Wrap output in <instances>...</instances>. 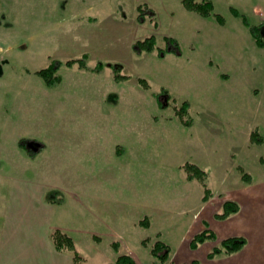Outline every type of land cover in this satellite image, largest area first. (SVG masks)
<instances>
[{
	"label": "rangeland",
	"instance_id": "rangeland-1",
	"mask_svg": "<svg viewBox=\"0 0 264 264\" xmlns=\"http://www.w3.org/2000/svg\"><path fill=\"white\" fill-rule=\"evenodd\" d=\"M212 1L214 13L203 16L187 9L183 0H0L1 124H4L1 118L3 110L14 108L23 101L26 87L32 84V77H40L37 74L39 69L46 67L52 60L65 62L68 59L81 58L87 50H90L86 54L90 69H78L63 64L60 69L62 72H59L78 86H75L74 95H81L79 82L92 79L91 67L99 62H106L120 65L122 72L130 75L128 79L116 84L111 92L120 94L124 91L126 96L131 94L129 98L132 101L135 97L136 103L140 102V109L136 106L140 110L136 116L114 113L111 116L88 117L94 124H104V129L93 131L94 162L83 159L79 163L81 161L78 160L76 150L79 149V152L85 142L74 138L79 132H71V137L67 138L70 147L67 158L70 160L74 151L75 159L66 161L71 163H64L72 169L70 173L65 172L70 175L63 176L67 181L72 178L71 175H75L76 169L83 177L92 172L98 180L95 189L99 191L111 189L108 183L112 181L122 185L120 190L128 198L131 191L134 197L142 199L141 202L149 200L147 204L154 202L178 212L196 204L204 189L198 180H188L180 165L187 160L193 161L209 173V185L214 193L207 203L210 205L206 210L208 212L204 214L205 218H199L187 227L189 237H186L189 239L185 237L182 244H170L173 251L166 264L191 263L194 259H199L201 264H239L244 263L248 256L251 257V249H246L239 256L233 253L212 259L207 257L208 252L219 244L221 236L230 233L231 230H224L226 226L218 232L216 240H207L197 249L190 247L193 234L204 230L207 225L217 232V221L221 219L217 220L215 214L219 211V205L227 199H245L249 209L259 205L260 209L255 207L258 212L253 223L247 226L248 229L244 228L252 230L256 236L264 228V142L253 143L249 137H245L250 129L257 127L264 140V48L247 38L242 27L253 36L250 26L244 23L242 17L233 14L231 7L245 15L250 25L257 24L256 17L261 15L259 11H264V8L253 10V4L260 3V0ZM143 2L155 10L158 27L149 15L144 22L138 20L137 7ZM215 13L225 17L224 24L219 22ZM79 16L84 20L78 19ZM88 16H95L97 20L92 22L85 19ZM151 34L156 35L157 45L165 54L160 53L159 48L143 53L133 50L136 40ZM166 35L180 41L181 52L172 50L164 40ZM217 45H222L228 52L229 57L223 61L226 67L219 65L222 60L217 57L220 54L217 53ZM112 50H121L119 60L122 62L96 57ZM140 76L147 78L150 87L145 88L138 81ZM98 77L99 86L103 81H115L112 68L109 69V74L106 69ZM162 87L168 91V97L161 96L164 106L159 105L155 95ZM185 99L191 102V114L195 119L192 127L185 126L175 111V105L179 106ZM84 120L82 115L67 118L54 115L48 110L44 120L45 128L39 127L38 136L51 144L55 126L61 123L77 126L84 124ZM131 121L138 126L140 132L139 129H136L137 132L131 130ZM130 133L131 136L140 133V138L143 141L146 139L148 146L128 148L129 162L132 163L126 169L128 163L124 162L125 158L116 154V144L126 143ZM1 140H5L3 134ZM130 149L135 151V156L133 152H129ZM4 151L7 149L4 148ZM237 165L245 168L250 176L249 181L244 180L242 173L236 169ZM15 166L6 158L0 160L2 200L7 198L9 177ZM103 168L114 175L115 179L102 181L100 169ZM36 174L31 172L29 176L31 186H34ZM29 189L32 190L30 187ZM52 191H57V195L52 197L58 202L49 200L50 202H65V194L61 189L54 188ZM138 199L133 200L139 201ZM245 214L246 210L240 209L231 216L234 215L232 218L239 221ZM93 223L92 226L84 221L78 224L79 228L91 226L92 229L103 230L98 219L94 218ZM237 224L240 225V222ZM138 227L137 225V229ZM5 229L6 227H0V251L5 248L7 237L2 235ZM57 229L59 228H54L51 232L50 241L54 245L50 244L53 251L50 249L51 251L46 252V256H50L46 264H66V255L74 254L71 250L57 248L53 238V232ZM137 229H127L126 235L133 240L130 247L127 246L129 243L112 235L95 233L93 242L83 245L77 237L75 245H79L80 250L77 246L76 248L83 257L82 264L112 262L115 254L121 253L123 248H130L131 252L137 254L138 260L132 256L138 264H155L153 256L148 260L140 252L144 248L136 242V238L144 233ZM237 229L241 231L240 228ZM174 231L177 229L174 228ZM169 235L176 237L173 232H169ZM123 238L127 237L124 235ZM14 254L9 253L7 256L4 253L3 256L0 253V264H29L28 253H21V259L13 258ZM231 255L234 259L230 260ZM254 261L253 264H257L258 261ZM246 262L249 264V261Z\"/></svg>",
	"mask_w": 264,
	"mask_h": 264
},
{
	"label": "crops",
	"instance_id": "crops-1",
	"mask_svg": "<svg viewBox=\"0 0 264 264\" xmlns=\"http://www.w3.org/2000/svg\"><path fill=\"white\" fill-rule=\"evenodd\" d=\"M252 7L253 10L264 8V0H260V3H254ZM259 12L261 15L256 17V23L262 24L264 23V11ZM78 19L84 20V18L80 16ZM85 19L92 22L97 20L95 16H88L85 17ZM242 30L248 39L251 41L254 40L256 45H258L255 37L251 35L249 30L247 31L244 27H242ZM98 47L100 49V46ZM89 51L90 50L83 52L82 55H88ZM120 52L121 50H112L110 53L108 51L107 54L102 53L96 57L122 62V60H119L121 58ZM218 52H220V54ZM217 53L218 59L220 61L222 60V62H219V65L226 67L223 61L229 57L228 52L224 50L222 45H217ZM105 64L106 65L99 72H92V79L86 82H79V85H81V95H74V89H76L75 86L77 85H75L73 81L67 80L62 74L61 81L54 86H47L46 83L42 81L41 76L37 78L32 77V84H28L26 87L25 96L22 98L23 101L16 104L14 108L10 107L3 110L1 118L4 124L0 123V160L1 158H6L9 163L16 165L13 168V173L9 177L7 198L4 200L0 198V218L2 217V220H0V227H6L5 231H2V235L7 237L5 242L6 245L4 244L5 248H2V251H0L3 256H5L4 253L7 256H9V253H15V257L13 255V258L21 259L19 255L25 252L28 253L27 258L30 259L28 262L29 264H46V260L50 257L46 256V252L47 250H52L50 244L53 243H51L50 240L51 232L54 228H59L62 231L64 230V232L73 237L75 243L78 237L81 245H83V243H92L94 234L99 233L123 239L124 242H127V244L129 243L127 246L130 247L132 238L126 235L128 233L127 229H137L138 225L139 227L137 230L144 234L137 236L136 242H139L144 248V251L140 250V252L145 259L147 258L149 260V258H152V254L150 247H146L142 244L143 239L150 237L152 239L151 243L161 239L169 244L173 242L182 244L185 242L186 238L189 237L187 227L199 218H205L203 216L208 212H206V210L210 205H207L208 200H203L205 193L204 189L196 204L189 205L178 212H174L170 207L159 206L154 202L147 204L149 200L143 201V203L141 202L142 199L134 197L131 191L128 194L130 198H128L124 195L123 191L120 190L122 185H117L112 181L108 183L111 189L104 188L105 190L99 191L95 189V184L98 183V180L94 177V173L92 172L86 175V177H83L78 169H76V173L74 172L75 175H71L72 178L69 181H67V178L63 177L64 174L70 175L65 173L66 171L69 173L72 171L71 167L65 166L64 163H71L66 161L73 160V158L75 159L73 156L74 151L71 153V159L68 160L67 158L70 150L67 138L71 137V132H74V134L79 132L80 134L77 137L74 136V138L81 140L82 143L85 142V145L81 147L79 152V149L76 150L78 160L81 161L85 159V161L92 160L94 162L95 143L93 142V131L96 129H104V124H94L93 120L88 119V117L111 116L114 113H123V116H136L137 113L140 112V110H138L140 109V102L137 104L135 97L132 101V98H129L131 94L126 96L124 91H121L120 94L111 92V90L116 87V84H119L121 81L114 79L115 81H113V83L110 81H106L105 83V81H103V83L100 84L101 86L98 85L100 81L98 74L104 72V70L107 69L109 74V69L112 68L114 75L113 63L107 64L105 62ZM72 66L78 69H86L80 67L78 63L69 67ZM62 67L63 65L61 68ZM59 72L61 73L62 70H59ZM82 85L85 86L83 87ZM262 92L263 90H261L260 93ZM127 98H129L128 104H126ZM127 105L128 107L130 106L128 111ZM136 106H138V109ZM48 110L54 115L67 118L69 116L82 115L85 117L84 124L72 126L67 123H61V125L55 126L53 129V141L50 144L46 139H42L38 136L39 127L45 128L44 120L46 111ZM130 124H132V121L129 123V127H131L132 131L137 132L136 129H139L138 126L134 123L132 125ZM254 129L258 128H252L248 132L249 134H245V137H249L252 142V133ZM2 134L5 140H1ZM140 136V133L136 136H131L130 133L129 139L125 140L127 141L126 143L116 144V154L119 155L118 157L120 158H125L124 162L128 163L126 169H128L132 163V161L129 162L128 148H136L139 145L148 144V141L146 139L143 141L144 139H141ZM229 137H231V135H229ZM263 142L264 140L261 143ZM4 148L7 149L6 152ZM129 152L131 154L134 153V156L136 154L133 149H130ZM130 157L132 158V155ZM133 159L135 160V157ZM79 163H82V161ZM179 163L180 161L176 164L178 165ZM239 167H242L245 171L243 166L237 165L236 169L239 172L242 173ZM36 168H38V171ZM100 170H102L100 173L102 181L115 179V176L111 175V173H107L104 168ZM31 172L37 173L36 180L33 183L34 186L30 185L31 179L29 176ZM200 183L202 184V182ZM29 187L32 188V190H30ZM54 188L61 189L64 192L65 202L62 204L50 202L47 198V193ZM132 198L138 199L139 201L133 200ZM235 200L240 203L241 211L244 209L246 210V214L239 221L238 219L232 218L234 215L228 219L217 221V232L215 230L217 237L218 232L222 231L224 226H226L224 230L229 229V231H231L230 233L222 235V239L234 235L245 236L248 240L247 244L234 255L239 256V254L246 249H251V257L248 256L245 260L249 261V264H253L252 261L254 260L258 261L257 264H264V228H262L257 236L252 230L249 231L244 228L253 223L255 215L258 212L255 210V207L260 209L259 205H255L253 209L251 206V209H249V206L245 204L247 200L241 198ZM221 206L219 205L217 209L220 210ZM95 213H98V215H95ZM145 215L151 217V224L148 227L139 224L140 219ZM94 218L101 222L103 230L99 231L98 229L95 230L90 228L94 224ZM205 220L206 219H204V221ZM83 221L91 226L88 228H79L78 223ZM237 222H240V225L237 224ZM174 228L177 229L176 232ZM237 228H240L241 231H238ZM169 232L175 233L176 237L173 238L172 235H169ZM124 235L127 237L126 239L123 238ZM13 236H15L14 242L12 239ZM25 245H29V247H25ZM76 246L80 250L79 245L76 244ZM124 249L125 248L121 250V253H130L137 260L139 259L137 254L131 252L130 248H128V250ZM119 254H115V259ZM66 256V264H75L72 255ZM232 256L233 255H231L230 260L234 259V256ZM246 261L239 264H248ZM102 264H105V262Z\"/></svg>",
	"mask_w": 264,
	"mask_h": 264
},
{
	"label": "trees",
	"instance_id": "trees-1",
	"mask_svg": "<svg viewBox=\"0 0 264 264\" xmlns=\"http://www.w3.org/2000/svg\"><path fill=\"white\" fill-rule=\"evenodd\" d=\"M183 2L187 9L199 12L203 16H210L212 15V13H214V3L212 0H183ZM137 9H138V20L140 22H144L147 19L146 16L149 15L151 19L154 20L155 25L158 27L159 22L156 18V12L148 3L146 2L140 3ZM231 10L233 14L243 18L244 23L250 26L257 44L260 47H264V34L262 33L261 30L264 23L250 25L247 17L241 14V12L237 8L231 7ZM215 14L219 22L224 24L226 21L225 17L220 13H215ZM164 40L169 44L172 50L181 52V48H182L181 43L177 38L166 35L164 36ZM157 48L159 47L157 45V37L155 34H151L149 36H146L145 38L138 39L133 43V50L137 53H143L146 51L151 52L156 50ZM159 52L165 54V51H163L162 49H160ZM86 56L87 55L84 54L81 58H72L66 60L65 62L61 60H52L46 67L39 69L37 71V74L44 79L45 83L48 86H54L62 79L59 70L64 63L69 66L78 63L80 67L90 69L86 61ZM104 66H105L104 62H99L94 67H91V70L93 72H99ZM112 66L114 68L115 80L123 81L129 78L130 75L124 74L122 72V67L120 65L112 64ZM138 81L142 83L145 88L150 87V83L147 80V78L140 76L138 78ZM155 95L157 97L159 105L164 106V100L162 99L161 96L168 97L167 89L163 87L161 91L155 93ZM175 111L178 117L180 118L181 122L185 126L193 125L195 119L191 114V102L189 100H184L179 106L175 105ZM252 140L253 142L256 143H261L263 141V136L260 134L258 129H254L252 133ZM181 167L186 172L187 178L189 180L197 179L200 182H202L205 189L203 200L204 201L209 200L214 193L213 189L209 185V173L193 161H186L181 165ZM239 169L243 173L244 180L249 181L250 176L247 174V172H245L242 167H239ZM54 194L57 195V191H52V192L49 191L47 193V198L51 201L58 202L57 199H54L52 197ZM240 209H241V205L237 200L227 199L223 202L221 209L217 211L215 217L221 220L226 219L230 217L232 214L239 212ZM139 224L144 227L150 226L151 217L149 215H145L143 218L140 219ZM53 238L55 240V244L58 249L60 250L68 249L73 251L75 264H82V262L84 261L83 257L81 253L77 250L75 241L70 235H68L66 232L60 229H57L53 232ZM216 239H217L216 232L207 225V227L204 230L196 233L192 237L190 241V247L192 249H197L201 244H203L207 240H216ZM151 240L152 239L150 237H147L143 239L142 244L146 247H150V251L154 258L155 264H166L171 257L173 251L172 246L161 239H158L153 243H151ZM247 242L248 240L245 236H241V235L228 236L220 240L219 244L215 245L208 252L207 257L212 259L222 254L236 253L242 250L247 244ZM105 264H138V263L132 255L128 253H121L114 261L107 262ZM173 264H201V261L199 259H194L191 263L182 262V263H173Z\"/></svg>",
	"mask_w": 264,
	"mask_h": 264
},
{
	"label": "water",
	"instance_id": "water-1",
	"mask_svg": "<svg viewBox=\"0 0 264 264\" xmlns=\"http://www.w3.org/2000/svg\"><path fill=\"white\" fill-rule=\"evenodd\" d=\"M261 30H262V33L264 34V24H263V26H262V29H261Z\"/></svg>",
	"mask_w": 264,
	"mask_h": 264
}]
</instances>
